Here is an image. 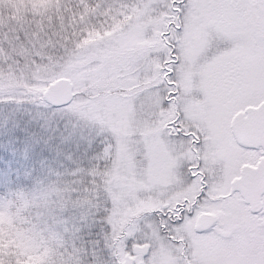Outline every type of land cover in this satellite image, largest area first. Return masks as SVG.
I'll return each mask as SVG.
<instances>
[{
    "label": "snow or ice",
    "instance_id": "1",
    "mask_svg": "<svg viewBox=\"0 0 264 264\" xmlns=\"http://www.w3.org/2000/svg\"><path fill=\"white\" fill-rule=\"evenodd\" d=\"M0 264H264V0L0 13Z\"/></svg>",
    "mask_w": 264,
    "mask_h": 264
},
{
    "label": "rangeland",
    "instance_id": "2",
    "mask_svg": "<svg viewBox=\"0 0 264 264\" xmlns=\"http://www.w3.org/2000/svg\"><path fill=\"white\" fill-rule=\"evenodd\" d=\"M62 0H4V3L0 5V11L13 14V18L18 14H27L35 13L37 16L39 13L47 10L52 11L55 9L56 5L61 3ZM2 9V10H1ZM4 10V11H3ZM39 21V20H37ZM107 35V33H105ZM98 33H94L89 37V42L100 39ZM20 77L23 78L28 75L27 71H21Z\"/></svg>",
    "mask_w": 264,
    "mask_h": 264
},
{
    "label": "trees",
    "instance_id": "3",
    "mask_svg": "<svg viewBox=\"0 0 264 264\" xmlns=\"http://www.w3.org/2000/svg\"><path fill=\"white\" fill-rule=\"evenodd\" d=\"M2 10V9H1ZM4 11V10H3ZM0 13H3L4 15H7V14H9V13H7V12H2V11H0ZM26 14L28 13V12H25ZM12 15V17H14L13 16V14H11ZM24 17L25 15L24 14H18V15H16L15 17L17 18V17ZM27 22H30V17L28 18V21ZM36 23H39V21H36ZM47 55V54H46ZM20 74H22L21 72H20ZM23 75V74H22Z\"/></svg>",
    "mask_w": 264,
    "mask_h": 264
}]
</instances>
